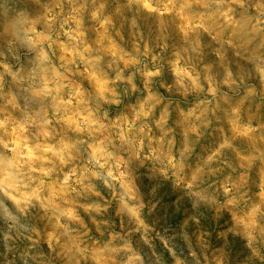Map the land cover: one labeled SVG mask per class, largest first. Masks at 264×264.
<instances>
[{
    "label": "rangeland",
    "instance_id": "obj_1",
    "mask_svg": "<svg viewBox=\"0 0 264 264\" xmlns=\"http://www.w3.org/2000/svg\"><path fill=\"white\" fill-rule=\"evenodd\" d=\"M47 55L112 71L103 141L42 94ZM163 143L178 175L124 174ZM262 171L264 0H0V264H264Z\"/></svg>",
    "mask_w": 264,
    "mask_h": 264
},
{
    "label": "crops",
    "instance_id": "obj_2",
    "mask_svg": "<svg viewBox=\"0 0 264 264\" xmlns=\"http://www.w3.org/2000/svg\"><path fill=\"white\" fill-rule=\"evenodd\" d=\"M108 55V54H106ZM48 61L44 63L43 69L46 71V75L44 76V82L39 86V89L42 90V94L46 95L50 99L57 100L60 104H65L68 102L67 97L71 96L72 94L77 95L80 98V105H84L85 109L90 112L91 115V132L94 133L97 129H99L102 133L101 138L104 140V123L98 121V117L102 118H113L114 114H111V111H113L115 108L114 106L117 104L120 109H126V105L124 104L123 95L121 92L117 91L116 89H119L118 87L114 85V79L111 76L112 71L109 72L106 70L102 75L91 73L87 68H79V66L74 63H68L66 60L62 59L59 63H55V61H51V58L47 55ZM98 60V59H93ZM88 61V60H87ZM86 61V62H87ZM108 62V60H105V57L101 59L100 62ZM99 62V61H98ZM69 64V65H68ZM75 64V65H70ZM34 66V64H33ZM25 70L27 67L24 68ZM23 68H19V72H22L24 70ZM34 70H37L36 68ZM78 71V74H75L73 72ZM124 78L123 76H121ZM120 78V77H118ZM120 78V80H122ZM37 87V86H36ZM21 90V89H20ZM25 90L24 92H26ZM110 119L107 118V121ZM138 121L133 122V124H137ZM139 124V123H138ZM140 128L141 126H137ZM146 128V125H142V129L144 130ZM103 131V132H102ZM91 133V134H92ZM139 134V135H138ZM138 134L135 136H128L126 141V145L128 144H136L137 146L143 145V143L148 140L144 133L140 134V130L138 129ZM157 139V138H156ZM108 140V137H107ZM118 140H123V138H120ZM160 141V138L158 139ZM159 145V144H156ZM164 145L165 143L158 146V149H161V151H150L148 154L146 150H141L139 147L136 150L135 145L132 146L133 149H124L122 152H119L120 158H124L127 161L130 162L129 167L126 171H124V174L126 175H134V176H144L152 173L160 172V174H168L170 177L175 176V174L178 175V171L173 164V160L176 161V157L174 156L173 152L171 154L167 152L165 156H163L164 152ZM161 147V148H160ZM168 151V150H167ZM235 167L234 169H228L227 172L230 175L236 176L238 173L237 171H243V169H246L248 171L249 175H252L254 168L256 167V163L258 162L257 158L254 157H248L247 155H243L239 151H235ZM171 159V165L167 167L165 165V162L167 159ZM148 160L154 161L153 168H148ZM209 161V158L206 162ZM226 161V160H225ZM262 161V160H261ZM133 166V167H132ZM191 166V164H189ZM211 167V165H210ZM178 168V167H177ZM205 169L209 172V166L206 163V166H204ZM189 173V169L187 170ZM264 174V172H261ZM147 182V181H146ZM173 179H170V181H156L155 182V188L156 191L159 193L163 192H170L171 194L170 200H179L177 198L178 196L174 197L175 195V189L173 183ZM170 185V188H168ZM168 194H162L163 198H168Z\"/></svg>",
    "mask_w": 264,
    "mask_h": 264
}]
</instances>
